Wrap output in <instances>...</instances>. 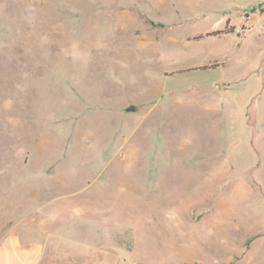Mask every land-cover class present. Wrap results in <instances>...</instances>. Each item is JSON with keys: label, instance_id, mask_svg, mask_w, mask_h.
Returning a JSON list of instances; mask_svg holds the SVG:
<instances>
[{"label": "rangeland", "instance_id": "rangeland-1", "mask_svg": "<svg viewBox=\"0 0 264 264\" xmlns=\"http://www.w3.org/2000/svg\"><path fill=\"white\" fill-rule=\"evenodd\" d=\"M257 1L0 0V235L40 264H264V45L212 34Z\"/></svg>", "mask_w": 264, "mask_h": 264}, {"label": "crops", "instance_id": "crops-1", "mask_svg": "<svg viewBox=\"0 0 264 264\" xmlns=\"http://www.w3.org/2000/svg\"><path fill=\"white\" fill-rule=\"evenodd\" d=\"M264 3V0H258L257 5ZM249 8H254L255 6ZM249 8L230 7L229 11L235 13ZM227 10V9H226ZM253 25L243 36H238L237 33L229 32V35L236 36L235 44L240 40L241 43L246 44L248 39L258 41L264 45V4L253 14ZM228 34V33H226ZM42 258V244L39 241H27L20 235L10 232L6 235H0V264H40Z\"/></svg>", "mask_w": 264, "mask_h": 264}, {"label": "trees", "instance_id": "trees-1", "mask_svg": "<svg viewBox=\"0 0 264 264\" xmlns=\"http://www.w3.org/2000/svg\"><path fill=\"white\" fill-rule=\"evenodd\" d=\"M264 3H261L259 4L258 6H260V8L262 7ZM259 8V9H260ZM229 32H232V29H227V27L225 26L222 30H219V31H215L213 32L212 34L214 35H218V34H226V33H229Z\"/></svg>", "mask_w": 264, "mask_h": 264}, {"label": "water", "instance_id": "water-1", "mask_svg": "<svg viewBox=\"0 0 264 264\" xmlns=\"http://www.w3.org/2000/svg\"><path fill=\"white\" fill-rule=\"evenodd\" d=\"M129 111H134V107H130L129 108Z\"/></svg>", "mask_w": 264, "mask_h": 264}]
</instances>
